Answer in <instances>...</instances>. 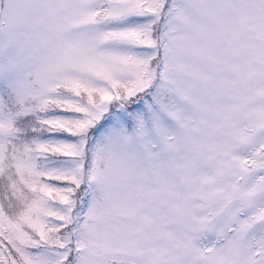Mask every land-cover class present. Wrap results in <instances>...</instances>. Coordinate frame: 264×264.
I'll use <instances>...</instances> for the list:
<instances>
[{
  "label": "snow or ice",
  "instance_id": "obj_1",
  "mask_svg": "<svg viewBox=\"0 0 264 264\" xmlns=\"http://www.w3.org/2000/svg\"><path fill=\"white\" fill-rule=\"evenodd\" d=\"M0 264H264V0H0Z\"/></svg>",
  "mask_w": 264,
  "mask_h": 264
}]
</instances>
